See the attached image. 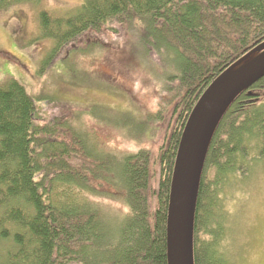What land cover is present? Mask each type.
<instances>
[{"label":"trees","instance_id":"obj_1","mask_svg":"<svg viewBox=\"0 0 264 264\" xmlns=\"http://www.w3.org/2000/svg\"><path fill=\"white\" fill-rule=\"evenodd\" d=\"M37 2L0 0V14ZM38 23L53 43L44 66L78 39L122 26L129 55L150 70L156 62L174 119L156 153L118 154L82 129L79 115L131 132L127 117L64 103L71 118L42 122L46 97L13 79L0 84V264H167L168 195L183 127L212 80L264 41V0H82L61 17L39 10ZM263 96L264 76L233 101L214 133L195 209L194 264H227L220 248L228 242L227 192L264 157ZM98 197L119 206L105 210Z\"/></svg>","mask_w":264,"mask_h":264},{"label":"rangeland","instance_id":"obj_2","mask_svg":"<svg viewBox=\"0 0 264 264\" xmlns=\"http://www.w3.org/2000/svg\"><path fill=\"white\" fill-rule=\"evenodd\" d=\"M81 2L38 0L0 14V84L13 79L35 97H46L39 102L42 122L59 113L71 118L64 103L80 112L96 104L100 115L127 117L133 132L128 124L125 130L79 115L82 129L102 141L106 150L123 154L144 148L156 153L172 127L173 99L160 89L156 62H150L155 68L150 70L129 55V31L111 24L98 34L78 39L42 64L53 43L40 36L38 11L61 17ZM238 182V187L227 192L232 198L226 204L230 219L225 235L228 242L220 244L223 258L227 264H264V157ZM95 201L105 210L119 206L106 198Z\"/></svg>","mask_w":264,"mask_h":264},{"label":"water","instance_id":"obj_3","mask_svg":"<svg viewBox=\"0 0 264 264\" xmlns=\"http://www.w3.org/2000/svg\"><path fill=\"white\" fill-rule=\"evenodd\" d=\"M264 76V41L206 87L183 127L171 175L166 217L167 264H194L197 196L214 133L233 101Z\"/></svg>","mask_w":264,"mask_h":264}]
</instances>
